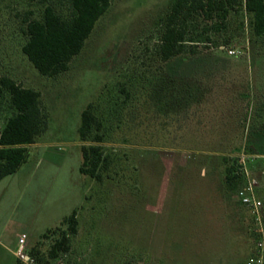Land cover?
Masks as SVG:
<instances>
[{"label": "rangeland", "instance_id": "obj_1", "mask_svg": "<svg viewBox=\"0 0 264 264\" xmlns=\"http://www.w3.org/2000/svg\"><path fill=\"white\" fill-rule=\"evenodd\" d=\"M172 1L110 0L69 69L47 76L23 52L25 19L49 2L64 12L65 0H0V75L39 91L46 120L27 162L0 181V264H15L21 232L29 251L47 252L74 210L64 264L247 263L256 237L240 244L248 214L226 168L242 149L264 155V34L246 11L221 31L201 19L183 52L200 66L175 77L159 50ZM8 104L0 92V130ZM88 106L104 132L100 179L80 170Z\"/></svg>", "mask_w": 264, "mask_h": 264}, {"label": "trees", "instance_id": "obj_2", "mask_svg": "<svg viewBox=\"0 0 264 264\" xmlns=\"http://www.w3.org/2000/svg\"><path fill=\"white\" fill-rule=\"evenodd\" d=\"M65 4L67 7L63 12L53 2H49L39 18L28 15L25 19L27 40L23 52L43 75L56 76L69 69L70 62L82 51L95 24L109 9L110 0H65ZM244 11L251 16L250 23L255 34H264V0L172 1L170 9L162 18L164 32L159 45L162 59L169 67L175 68L171 73L175 77H190L195 75L193 68L200 66L201 59L183 55L186 42L198 41L196 36L186 38L187 28H198L196 24L199 25L198 21L202 19L204 29L221 31L227 27L232 12ZM0 92L7 94L10 109V116L0 130L1 181L27 162L29 145L36 142L46 127V120L40 104V92L36 89L24 87L6 75H0ZM81 120L80 136L92 143L82 146L83 162L80 170L81 173L100 179L102 168L107 165L101 146L104 141L102 122L91 106L82 111ZM245 150L255 153L248 148ZM237 169L238 158L234 157L226 168V183L233 191L232 196L244 184ZM54 230L58 231V236L47 252L29 251L37 264H49L68 253L71 235L78 232L77 210L66 216ZM16 264L23 263L17 259Z\"/></svg>", "mask_w": 264, "mask_h": 264}, {"label": "built area", "instance_id": "obj_3", "mask_svg": "<svg viewBox=\"0 0 264 264\" xmlns=\"http://www.w3.org/2000/svg\"><path fill=\"white\" fill-rule=\"evenodd\" d=\"M236 157L238 158L237 173L243 179L244 184L234 193L232 198L236 203L244 205L258 223L255 250L248 259V264H264V201L258 194V189L262 186L261 175L264 173V155L249 153L242 149ZM27 245V234H20L16 250L17 259L23 264H37L35 257L29 253ZM65 256L64 254L49 264H64L63 258Z\"/></svg>", "mask_w": 264, "mask_h": 264}, {"label": "crops", "instance_id": "obj_4", "mask_svg": "<svg viewBox=\"0 0 264 264\" xmlns=\"http://www.w3.org/2000/svg\"><path fill=\"white\" fill-rule=\"evenodd\" d=\"M261 181H262V186L258 189V194L264 201V173L261 175ZM238 205L242 206L243 209L246 210V214H248V222L247 221L244 222L243 218L239 220L240 224L242 225L241 226L242 227V231L240 232V234H238L239 238H240L239 241H240L241 245H244V243H243L244 242V237H246V236L249 237L248 234L254 235L256 237V239H257V235H258L257 234V226H258V223L256 222L255 218L252 216L250 211L244 205H241V204H238ZM237 218H239V217H237ZM263 221H264V214H263ZM248 230H249V232H248ZM22 233H26V232L18 233L17 234L18 240H19V235L22 234ZM26 234H27V244H28L29 243L28 242L29 234L28 233H26ZM18 240H17V242H18ZM254 250H255V248L253 249V252H254ZM253 252L249 255L248 259L253 254ZM248 259H247V263L246 264H248ZM16 262H17V260H16ZM16 262H15V264H16ZM232 264H243V263L235 262V263H232Z\"/></svg>", "mask_w": 264, "mask_h": 264}]
</instances>
